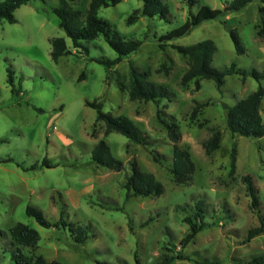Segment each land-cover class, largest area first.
Segmentation results:
<instances>
[{
    "label": "rangeland",
    "instance_id": "rangeland-1",
    "mask_svg": "<svg viewBox=\"0 0 264 264\" xmlns=\"http://www.w3.org/2000/svg\"><path fill=\"white\" fill-rule=\"evenodd\" d=\"M89 1L75 0L71 8L84 16ZM231 1L196 0L189 9L182 0H163L167 16H139L132 24L127 20L142 9L140 1L122 0L101 8L97 15L111 33L141 42L135 54L110 70L95 61L117 57L102 37L82 42L87 53L72 47L54 14L59 0H30L14 12L16 23L0 21V264H15L14 256L31 264L38 258L58 264H158L163 257L178 255L186 260L172 264L264 260V234L246 241L248 231L258 227L259 221L242 180L247 175L252 178L264 218V137L233 139L225 121L226 109L254 92L258 82L251 76L233 75L220 88L204 80L199 81L198 90L194 83L182 86L188 64L172 49L209 40L216 48L213 68L234 64L240 70L264 74V40L257 36L264 24V0H252L239 12L205 21L180 39L159 42L181 27L190 12L196 15L202 6L223 10ZM230 29L236 30L244 54L235 53ZM55 38L64 39L70 52L57 61L51 59L50 41ZM130 64L148 73L151 83L166 86L172 98L158 105L130 101L123 90ZM8 71L16 93L7 82ZM81 75L84 78L79 80ZM259 83L264 87V79ZM93 102L102 105L103 113L133 121L147 145H135L116 133L105 136L103 122H97L96 111L86 105ZM198 106L202 108L191 119ZM157 112L177 125L178 146L189 150L195 171L188 184L171 180L173 145ZM260 115L264 124V101ZM214 131L221 133L220 147L207 156L202 145ZM100 140L122 163L120 171L91 162ZM234 145L235 174L230 177ZM130 162L162 185L160 197L126 200ZM29 207L39 210L51 227L43 228L28 216ZM199 217L209 227L181 248L189 233L184 219L199 222ZM15 224L38 233L35 249L12 246L9 229ZM77 227L89 236L83 244L76 242Z\"/></svg>",
    "mask_w": 264,
    "mask_h": 264
},
{
    "label": "trees",
    "instance_id": "trees-1",
    "mask_svg": "<svg viewBox=\"0 0 264 264\" xmlns=\"http://www.w3.org/2000/svg\"><path fill=\"white\" fill-rule=\"evenodd\" d=\"M30 0H6L0 3V21L5 20L9 24L16 23L14 12L23 5H26ZM75 0H59L58 7L54 9V14L58 19L59 28L64 32L65 36L70 40L74 49H81L87 53L82 42L93 41L102 37L104 42L113 50L117 57L114 61L95 60L98 64L103 65L107 70L112 69L124 58L130 57L135 54L141 42L136 40H125L118 37L116 34L111 33L109 25L101 20L97 13L101 8H108L116 6L122 0H90L86 12L81 14L79 11H74L71 4ZM142 3V9L134 11L128 18L127 24H132L139 19V16L153 18H164L168 14V7L163 0H138ZM186 6L191 9L196 0H182ZM252 0H232L223 10H212L207 6H202L196 15L189 13V19L179 28L170 31L159 39L161 43H169L176 39H180L188 35L196 27L205 21H215L220 18H225L232 12H239L244 9ZM264 13V8L261 9ZM222 24L226 26L227 22L223 21ZM230 40L233 44L235 53L242 55L245 52L241 44L240 38L236 30H229ZM257 36L264 40V24L258 27ZM51 43V59L57 61L60 57L70 54L67 49L66 43L62 38H55L50 41ZM160 48L163 45H159ZM179 56L186 59L188 64L187 71L181 78V85L187 86L189 83H194L195 88L199 89V81H211L217 88L223 86L225 78L233 75L241 76L245 79L251 76L258 82L257 89L249 94L246 98L238 101L233 107L226 109L225 121L226 128L231 137L260 139L264 137V124H262L260 108L261 103L264 101V87L261 86L259 81L264 79V74L251 70L249 72L240 70L236 65L231 64L227 68L215 69L211 63L215 54L216 48L214 44L209 41H202L194 45L181 47L172 46ZM7 82L12 88V93H16L13 88L11 72L8 71ZM81 75L80 79H83ZM130 101L152 103L158 105L163 99L167 101L172 98V93L168 88L163 85L153 84L148 80V73L138 72L131 64L127 74V83L123 88ZM88 107L96 111V121L103 122L104 135L116 133L125 137L129 142L146 146L147 144L143 133L129 118L124 116L115 117L109 113L102 112V105L100 103H87ZM201 106L194 109L191 114L193 119ZM157 120L164 127L167 132L168 140L172 143V167L169 170V175L173 183L182 185L188 184L192 180L195 171L194 163L191 159L189 150L183 149L178 146L180 141V133L178 127L174 123H168L161 118V114L157 112ZM221 133L214 131L212 136L203 143L205 155L211 156L220 147ZM91 162L97 167H101L111 171H120L123 167L122 163L114 159L107 144L100 140L91 153ZM236 163V148L232 147L230 153V171L229 176L233 177L235 174ZM51 168L50 165H45ZM131 173L126 179L124 189L126 191V200L131 198H158L163 194L162 185L154 178L152 174L142 172L135 162H130ZM243 183L246 185V193L250 199V209L257 215L259 226L250 229L247 233L246 241L249 242L255 237L264 234V218L260 214V201L257 196L256 188L253 185L250 176L242 177ZM201 203H199V206ZM198 210L200 207L197 208ZM26 214L33 217L39 226L43 228H50L51 225L44 219L39 210L27 208ZM189 227V233L182 239L181 248L187 246L195 236L209 225L203 222V217H199V222L192 221L185 218L183 221ZM78 244H83L89 238L87 231L82 227H77ZM12 246L35 249L39 242L38 233L22 224H15L9 229ZM180 248V249H181ZM175 260H186L182 255L176 257H163L158 264H172ZM13 261L15 264H31L30 261L21 256H14ZM34 264H58L55 262L46 263L42 259H36ZM135 264H139L138 261ZM212 264V263H211ZM251 264H264L261 258H254Z\"/></svg>",
    "mask_w": 264,
    "mask_h": 264
}]
</instances>
